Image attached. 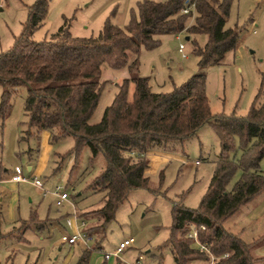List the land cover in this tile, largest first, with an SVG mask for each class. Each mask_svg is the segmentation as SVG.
<instances>
[{"label":"trees","instance_id":"trees-1","mask_svg":"<svg viewBox=\"0 0 264 264\" xmlns=\"http://www.w3.org/2000/svg\"><path fill=\"white\" fill-rule=\"evenodd\" d=\"M232 1L190 0L186 4L185 0H141L138 15L133 14L124 27L107 17L98 35L79 37L71 33L65 19L50 38L34 40L32 35L44 23L49 2L35 0L22 32L0 53V85L27 88V128L22 137H36L48 130L54 145L71 136V148L54 151L52 173L61 170L64 159L71 155L64 186L73 199L104 192L93 216L99 221L96 231L105 230L131 189L147 186L149 151L172 147L174 142L195 134L202 124H212L220 153L206 191L197 207L172 206L170 234L164 244L169 245L175 264L209 260V254L200 251L188 236L193 226L198 239L215 255L214 264H253L256 259L253 249L259 241L245 242L222 222L264 186V171L259 168L264 156V90L258 91L245 115L212 114L204 73L191 75L169 92H153L149 78L138 75L139 52L142 46H157L161 35L185 31L205 36L202 44L192 41V53L200 67L220 64L237 47L241 32L226 26ZM186 7L188 11L183 12ZM104 65L126 69L129 76L116 84L117 91L102 117L90 122L105 85L100 80ZM14 91L2 92L1 118L10 112ZM85 146L90 149L89 162L98 153L104 156L105 165L96 174L80 165ZM236 148L240 151L237 157L232 155ZM238 168L241 174L228 188ZM35 217L32 212L30 220ZM94 226L84 228L90 237L96 233ZM103 235L93 239V246L79 249L73 264H89L91 251L102 247Z\"/></svg>","mask_w":264,"mask_h":264},{"label":"rangeland","instance_id":"rangeland-1","mask_svg":"<svg viewBox=\"0 0 264 264\" xmlns=\"http://www.w3.org/2000/svg\"><path fill=\"white\" fill-rule=\"evenodd\" d=\"M139 1L141 0H49L44 23L34 31L32 37L34 40L50 38L65 19L69 21L71 33L79 37L98 35L107 17L116 25L124 27L133 14L138 15ZM34 2L35 0H0V53L9 49L14 38L22 32L28 9ZM226 26L237 27L241 32L237 47L220 64L200 67L197 57L192 53V41L202 44L205 36L182 31L161 35L158 45L151 49L142 46L138 58V75L149 78L153 92H169L191 75L204 73L211 113L235 112L245 115L258 91L264 90V0H233ZM180 44L184 45L182 51L179 50ZM128 76L126 69L115 70L103 66L100 80L105 85L90 122H96L102 117L105 107L112 102L117 91L116 84ZM5 89L15 91L10 100L9 114L4 118L0 117V173L9 175L15 165H21L24 175L31 179L33 175L28 176L26 169L27 150L29 147L36 150V160L44 149L41 136L44 134L40 132L36 137H22L27 128L24 111L27 88L24 85L16 88L0 85V102ZM73 144V138L66 136L48 150L44 169L35 174L44 182L46 193L28 180L19 182L14 189L8 188L6 183H0L7 189L5 192L0 191L3 196L0 204L1 264H73L78 246H69L61 238L64 232L62 230L66 229L69 233L72 231L71 225L67 223L68 217L65 216L71 215L73 209L69 202L57 206L56 197L52 193L57 184L65 185L72 163L70 155L64 159L61 170L52 173L53 153L64 152ZM237 145L236 139V147ZM219 153L218 135L208 122L202 124L195 134L174 142L172 147H158L149 151L147 186L133 188L128 192L103 232L96 231L99 221L91 219L102 203V191L84 196L80 205L86 208L77 212V215L90 218L88 228L95 225L92 230L96 233L91 239L97 241L104 234L101 250L91 251L90 264H132L139 254L142 255L141 264H175L169 245L164 244L170 234L172 206L174 203L189 207L199 205ZM239 154L238 148L232 153L236 157ZM89 155L90 149L85 146L81 152L80 165L88 168L91 174H96L105 165L104 156L98 153L89 162ZM259 168L264 171V156L260 159ZM240 174L241 169L238 168L230 179L228 188H231ZM67 191L69 192L68 189ZM32 210L39 219L49 217L60 220L64 229L57 226L54 228L49 223L40 227L36 218L30 220ZM78 223L82 228L80 220ZM222 224L230 231L240 233L246 242L258 237L256 240L259 242L254 251L260 257L254 259L253 264H264V186L249 201L227 216ZM127 237H133L132 243L117 255L104 260L103 252L111 253ZM93 244L92 240L88 241V247ZM191 264H207V261L196 259Z\"/></svg>","mask_w":264,"mask_h":264},{"label":"crops","instance_id":"crops-1","mask_svg":"<svg viewBox=\"0 0 264 264\" xmlns=\"http://www.w3.org/2000/svg\"><path fill=\"white\" fill-rule=\"evenodd\" d=\"M41 132H43V134H44V135H41L44 149H42V151L40 152V154L37 157V159L35 160V155H36V150L35 149L33 150L32 147H29L28 150H27L28 162H27V165H26V169L28 170V176L29 175H33V177H36L35 174L36 173H40L44 169V166H45L46 161H47L48 150L51 147H54V145L52 143H50V140H49V131L48 130H42ZM147 168H148V166L146 167V170H147ZM22 170H23V168H22ZM9 176H10V174L9 175H3V174L0 173V183H6V185L8 184V188H11V189H14L15 187H18L19 182H21V181H13V180L9 179ZM28 181H30L32 184H34L31 180H28ZM42 183H43V187H44V182L42 181ZM34 185L37 186L43 192L41 187H39L36 184H34ZM2 187L3 186H1V184H0V189H1L0 191L5 192L7 189L5 187H3V188ZM64 188H65V186H64ZM68 193H70V191ZM102 193H104V192L102 191ZM2 198H3V196L0 193V204H1ZM65 202L71 203V206H72V209H73V212L71 213V215L68 216V214H66V216H65V218L68 217L67 218V223L69 225H71V227H72V231L70 233L65 231L66 229H64V225L61 224L60 220L52 219V218H49V217H47L45 220L44 219H39V218H37V216L35 214V216H36L35 218L37 219L36 223L40 222V225H39L40 227H45L47 225V223H49L50 226H52L54 228L57 226L59 229H64L62 231L66 232V233H69V234L73 233L77 228L84 229L91 220H90L89 217L84 216V215L78 216L77 212H80L81 210L83 211L86 208V206L80 205L81 199H79V200L73 199L70 194H69V199L66 200ZM57 206H63V205H57ZM32 212H34V210H32ZM61 217L63 218V216H61ZM60 218H58V219H60ZM92 218H94V217H91V219ZM79 220H80L81 224L83 225L82 228L80 227V224L78 223ZM82 221L84 223H82ZM43 222H44V225L41 226V224ZM257 238H253L252 240L247 241V242L251 243L254 240H256ZM91 240L93 241V239L90 238L86 242L80 241V242H76V243H73V244L67 243L66 241H63V240H62V242H65L69 246H75V247L78 246V250H79V249H82L84 247H88V241H91ZM255 249H256V247H254V249H253V254L256 255V258H259L260 256L255 253V251H254ZM99 250H101V248ZM104 253H106V252H103L104 260H107L108 258H110L111 255H114V254H110L108 257H105ZM89 264H90V258H89Z\"/></svg>","mask_w":264,"mask_h":264},{"label":"built area","instance_id":"built-area-1","mask_svg":"<svg viewBox=\"0 0 264 264\" xmlns=\"http://www.w3.org/2000/svg\"><path fill=\"white\" fill-rule=\"evenodd\" d=\"M190 0H185L186 4H189ZM188 11V7H186L185 9H183V12H187ZM184 48L183 44H180L179 46V50L182 51ZM9 179L13 180V181H25V180H31L34 184L38 185L39 187L42 188L43 193H46V189L43 187V183L42 180L39 179L38 177H32L31 179H28V177L26 175H24L22 167L19 165L14 166L12 173L9 176ZM52 193L56 196V204L57 205H63L64 202L66 200L69 199V193L68 191L64 188L63 185L61 184H57L54 189L52 190ZM82 223H84L82 221ZM188 236L193 238V242H196V247L200 250V251H205L209 254V260L207 262V264H214V261L216 259L215 255L210 251L209 247L206 245V243L200 241L198 239V231L197 228L195 226H193L191 228V230L188 232ZM63 241H66L67 243H76V242H80V241H84L86 242L87 240H89L91 237L90 235H88L86 233V231L84 229H80L77 228L73 233L69 234V233H63L61 236ZM133 237H127L124 238L123 240H121L119 242V244L117 245V247L114 249V251L110 252H106L104 253L105 257H108L110 254H114L117 255L119 252H121L123 249H125L126 247H128L132 241H133ZM141 258L142 255L139 254L138 258H136L135 263L132 264H141Z\"/></svg>","mask_w":264,"mask_h":264},{"label":"water","instance_id":"water-1","mask_svg":"<svg viewBox=\"0 0 264 264\" xmlns=\"http://www.w3.org/2000/svg\"><path fill=\"white\" fill-rule=\"evenodd\" d=\"M188 38V37H187Z\"/></svg>","mask_w":264,"mask_h":264}]
</instances>
